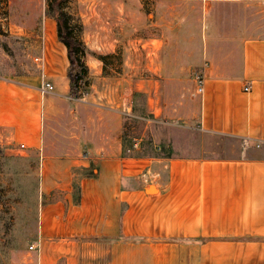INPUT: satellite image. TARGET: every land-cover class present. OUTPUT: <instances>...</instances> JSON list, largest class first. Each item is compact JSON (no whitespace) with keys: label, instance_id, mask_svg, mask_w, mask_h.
<instances>
[{"label":"crops","instance_id":"1","mask_svg":"<svg viewBox=\"0 0 264 264\" xmlns=\"http://www.w3.org/2000/svg\"><path fill=\"white\" fill-rule=\"evenodd\" d=\"M234 1L239 4L232 6L250 8L254 20L247 27L230 28L224 19L216 27L218 19L211 12L212 37L206 36L201 53L198 47L187 53L185 66L162 57L163 35L149 36L143 46L145 66L151 71L146 79L100 77L104 63L87 55L94 78L91 92L86 98L70 97L67 49L58 41L56 21L48 16L42 46L34 55L41 63L39 72L0 76V143L29 140L52 166L85 154L84 165H95L94 176L104 185L93 188L86 180L80 209H104L101 214L110 209L112 215L119 202H126L125 228L146 241L141 244L143 264H264V0H249L250 5ZM210 6L205 0L204 7ZM81 23L91 52H115L112 41L110 47L105 44L113 38L105 16L81 18ZM157 43L158 48L152 47ZM199 69L204 73L202 94L197 93L200 81L196 84L191 78ZM46 83L54 90L43 92ZM112 83L115 90L104 88ZM133 93L143 95L148 115L165 123L170 155L120 157L122 106ZM211 139L233 145L209 150ZM60 211L50 206L41 221L36 264H59L61 258L72 264V242L58 240L65 236L57 228ZM90 216L86 211L80 218L87 223ZM98 220L86 225L84 236H102L95 232ZM109 223L110 234L105 235L112 238L111 218ZM173 235L182 238L170 244L155 240ZM183 240L189 242L185 245L201 246V254H182ZM162 245L174 246L177 253L168 254ZM121 257L112 254L110 263L118 264Z\"/></svg>","mask_w":264,"mask_h":264},{"label":"rangeland","instance_id":"2","mask_svg":"<svg viewBox=\"0 0 264 264\" xmlns=\"http://www.w3.org/2000/svg\"><path fill=\"white\" fill-rule=\"evenodd\" d=\"M204 1L67 0L64 6L66 11L80 20L82 18L93 21L96 16H105V20H108L110 27L113 28V38L106 39L105 44L110 47L112 41L116 50L107 54L112 57L104 66L100 77L112 80L131 77L142 80L151 76V71L145 66L148 57L144 54L146 50L143 48L149 36H156L158 39L163 35L162 57L182 67L187 64V53L197 47L201 53L206 36L212 37L209 22L211 12L218 19L216 27L222 25L224 19L230 24V28L243 25L247 27V23L250 24L254 20L249 14L252 13L250 8L243 4L241 5L244 7L232 6L239 4L234 0H210L211 6L206 8ZM223 3L229 6L224 9L221 7ZM244 3L250 5L251 1L244 0ZM46 7L47 0H0L1 77L39 72L38 67L41 63L34 55L39 52L42 35L46 31L45 17L48 18ZM229 14L232 16H228ZM157 46L158 43L152 45L154 48H158ZM154 61L158 62V59L155 58ZM127 62L130 65L126 64ZM203 77L201 69L193 71L191 75L196 84ZM93 79L91 76L92 82ZM112 85L113 83L104 88L113 91L116 87ZM143 98L142 94L133 93L129 102L122 106L125 114L120 157L170 155L166 147L168 129L165 123L154 120L147 114ZM128 111L129 115H126ZM210 141L209 150H219L221 147H227L225 146L227 144L228 146L232 144V142L225 144L222 139ZM37 147L29 140L0 143V264H36L34 258L41 249L39 243L43 229L41 221L48 217V209L54 205L61 209L60 213L56 214L57 228H60V232L61 230L65 232V236L58 237V240L68 239L67 242H72L68 247L71 250L69 257L72 264H111L114 253L122 256L118 264H126L127 260L143 264L140 256L141 244L143 240L144 243L146 241L143 236L131 235L125 228L126 202H119L112 215L109 214L110 209H107L105 214H101L104 209H100L101 211L80 209L83 202V184L86 180L93 188L100 189L102 186L103 182L101 183L93 173L96 166L92 164L86 167L85 154L81 152L75 155L72 163L48 165L45 163L42 150L39 148L36 150ZM101 207L104 205H99V208ZM86 211L91 215L89 220L93 218V222L88 220L85 223L83 218H80ZM137 212L141 213V209ZM97 218L99 220L95 224V232L102 233V236H84L83 233L88 227L86 225H94ZM109 218L113 221L112 238L105 235L110 234V223L106 224ZM181 238L182 236L173 235L160 236L155 240L170 244L169 242ZM183 241L184 245L179 247L182 254H201V246L185 245L189 242ZM94 243L96 245H93ZM164 247L168 254L177 253L174 246H161ZM147 254H150L149 250ZM67 263L65 258L60 259L59 264ZM146 263L150 264L149 261Z\"/></svg>","mask_w":264,"mask_h":264},{"label":"trees","instance_id":"3","mask_svg":"<svg viewBox=\"0 0 264 264\" xmlns=\"http://www.w3.org/2000/svg\"><path fill=\"white\" fill-rule=\"evenodd\" d=\"M66 1L47 0L46 15L56 21L58 41L67 49L69 96L80 99L89 94L92 84L90 68L86 64L87 55L98 58L104 66L112 55H98L89 50L82 38L83 24L78 17L66 11Z\"/></svg>","mask_w":264,"mask_h":264},{"label":"built area","instance_id":"4","mask_svg":"<svg viewBox=\"0 0 264 264\" xmlns=\"http://www.w3.org/2000/svg\"><path fill=\"white\" fill-rule=\"evenodd\" d=\"M250 88H251V86L250 85H247L245 87V90L246 91H249ZM53 90H54V87L51 84H49V83H46L45 86L42 88V91L43 92L53 91ZM202 92H203V84H202V81H200L199 86L197 88V93L198 94H202Z\"/></svg>","mask_w":264,"mask_h":264},{"label":"bare ground","instance_id":"5","mask_svg":"<svg viewBox=\"0 0 264 264\" xmlns=\"http://www.w3.org/2000/svg\"><path fill=\"white\" fill-rule=\"evenodd\" d=\"M53 28H54V26H53L52 24H49L48 29H49L50 31H52ZM48 29H47V30H48ZM49 34H50V33H49Z\"/></svg>","mask_w":264,"mask_h":264},{"label":"water","instance_id":"6","mask_svg":"<svg viewBox=\"0 0 264 264\" xmlns=\"http://www.w3.org/2000/svg\"><path fill=\"white\" fill-rule=\"evenodd\" d=\"M149 190H150V191H153V190H154V188H153V187H151Z\"/></svg>","mask_w":264,"mask_h":264}]
</instances>
